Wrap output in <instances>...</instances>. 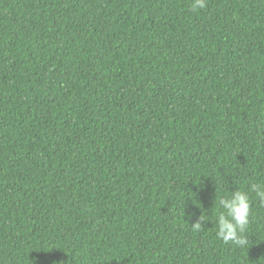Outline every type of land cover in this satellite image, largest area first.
I'll return each mask as SVG.
<instances>
[{
	"label": "trees",
	"instance_id": "1",
	"mask_svg": "<svg viewBox=\"0 0 264 264\" xmlns=\"http://www.w3.org/2000/svg\"><path fill=\"white\" fill-rule=\"evenodd\" d=\"M191 4L0 0V264H264V0Z\"/></svg>",
	"mask_w": 264,
	"mask_h": 264
},
{
	"label": "clouds",
	"instance_id": "2",
	"mask_svg": "<svg viewBox=\"0 0 264 264\" xmlns=\"http://www.w3.org/2000/svg\"><path fill=\"white\" fill-rule=\"evenodd\" d=\"M206 6L207 0H192L191 10L198 12ZM250 193H253L259 205L264 207V183L261 182L250 183L247 191L237 189L231 192L230 196L219 199V208L222 210L218 211L215 218L216 237L236 249L248 250L250 245L246 234L252 210ZM207 221L208 216L201 210L191 227L199 232L204 229Z\"/></svg>",
	"mask_w": 264,
	"mask_h": 264
},
{
	"label": "bare ground",
	"instance_id": "3",
	"mask_svg": "<svg viewBox=\"0 0 264 264\" xmlns=\"http://www.w3.org/2000/svg\"><path fill=\"white\" fill-rule=\"evenodd\" d=\"M256 1V0H255ZM261 1V0H260ZM255 4H256V2H254ZM254 4V5H255ZM254 9V8H253ZM260 10V9H259ZM261 12V11H260ZM254 13V12H253ZM264 13V12H263ZM262 13V14H263ZM264 15V14H263ZM256 18V17H255ZM257 19V18H256ZM262 19V18H261ZM258 20H260V19H258ZM263 20V19H262ZM255 21V20H254ZM256 22V21H255ZM262 22V21H261ZM255 27V26H254ZM262 27H264V26H262ZM240 30H242V29H240ZM260 31V30H259ZM251 32V31H250ZM255 32H257V31H255ZM263 32V31H262ZM252 33H254L253 31H252ZM247 36V35H246ZM256 36H257V34H256ZM263 39H264V37H263ZM263 39H262V41H263ZM249 44V43H248ZM255 45V44H254ZM263 47V46H262ZM249 49V48H248ZM253 49V48H252ZM255 49V48H254ZM258 49V48H257ZM264 49V48H263ZM262 50V49H261ZM263 54V53H262ZM256 57V56H255ZM254 57V58H255ZM261 58V57H260ZM263 58V57H262ZM261 60H263V59H261ZM260 60V61H261ZM257 63V62H256ZM260 63V62H259ZM213 81V80H212ZM243 82V81H242ZM212 83V82H211ZM255 84V83H254ZM216 85V84H215ZM232 85V84H231ZM202 88V87H201ZM204 88H206V87H204ZM245 88H247V87H245ZM208 89V88H207ZM262 92V91H261ZM257 94V93H256ZM258 94H260V93H258ZM108 96V95H107ZM115 97V96H114ZM102 98V97H101ZM111 101V100H110ZM113 103V102H112Z\"/></svg>",
	"mask_w": 264,
	"mask_h": 264
}]
</instances>
